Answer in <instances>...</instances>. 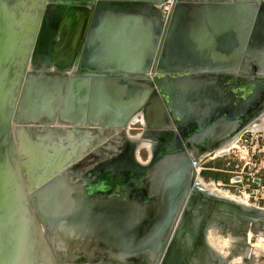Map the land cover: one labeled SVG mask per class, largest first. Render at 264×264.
Here are the masks:
<instances>
[{
	"label": "water",
	"instance_id": "water-1",
	"mask_svg": "<svg viewBox=\"0 0 264 264\" xmlns=\"http://www.w3.org/2000/svg\"><path fill=\"white\" fill-rule=\"evenodd\" d=\"M167 1L0 0V264L36 259L27 216L47 264H211L212 221L264 234V216L195 184L201 160L217 153L197 151L264 127V0H172L164 13ZM134 117L143 127L135 136L152 144L143 169L159 207L98 200L68 177L109 152L112 137L125 136L137 155ZM56 126L115 133L59 169L30 156L16 131ZM151 133L164 138L156 157ZM23 170L31 189L16 185Z\"/></svg>",
	"mask_w": 264,
	"mask_h": 264
},
{
	"label": "bare ground",
	"instance_id": "bare-ground-1",
	"mask_svg": "<svg viewBox=\"0 0 264 264\" xmlns=\"http://www.w3.org/2000/svg\"><path fill=\"white\" fill-rule=\"evenodd\" d=\"M136 121H137L136 117H134L131 123L134 124ZM12 131H14V129ZM16 131L20 132L18 133L19 135L18 139L20 140L19 142L21 143V145L23 144L22 146L24 150L25 148H27L30 156H32V153H37L40 156L41 154L44 155L46 154L47 157L46 160L54 164V166L59 169L65 168L69 164H72L82 154L90 150V148H92L96 144L101 143L107 137L115 133V131H101L98 129H91V128L74 129L71 127H57V126L44 130H42L41 128L37 129L32 127L30 128L26 127L22 129L18 128L16 129ZM25 134L26 135L29 134L30 138L35 140V143L30 142L27 145H25V143H27L24 140L26 139ZM128 138L135 140L138 146L147 147L148 150H152V144L150 143V141L145 138H142L140 135L128 136ZM233 143L234 141H230L229 143L210 148L206 151H197V153L201 157L206 153H212V152L219 153L226 150ZM89 161L90 159L87 162H85V166L90 165ZM55 170H53L52 172H54ZM25 171L26 170L18 171V172L14 171L13 173L15 176L16 185L18 186L19 184L20 185L25 184L27 187L26 189L28 190L33 188V184L30 185L29 183L30 182L29 171L27 170L28 171V172L26 171L27 173ZM34 171L36 172V169H34ZM195 184L200 190H202L206 194L225 199L231 203L237 204L238 206H240L241 208L247 211H256L258 215L264 216V209L257 210L256 207L254 208V206L250 205L247 202L246 197L234 195L227 190L216 187L213 183H205L198 176H196ZM26 219H27L26 221L28 222L26 235L29 236L28 242L29 245H31L33 248L32 250L34 251L33 256L36 257L33 263L47 264V260L45 259L46 257L44 253L39 250L40 244L38 237L34 235L35 233L33 227L30 226L31 218L27 216ZM238 224L239 222L231 226V221L226 223V221H221V220L211 222V224L207 228L206 236H207L208 244L211 247V252L214 253V255L217 258L213 260L211 264H246L247 259L250 257L249 254L250 253L252 254L253 247H258V248L260 247V246H251L248 244V238L250 235H254V231L248 229V230H241L240 232V230L238 229ZM219 228L223 229L226 232L225 233L226 235L221 236L219 233L220 232ZM221 252L224 253L226 259H223L222 257L223 255Z\"/></svg>",
	"mask_w": 264,
	"mask_h": 264
},
{
	"label": "flooded vegetation",
	"instance_id": "flooded-vegetation-1",
	"mask_svg": "<svg viewBox=\"0 0 264 264\" xmlns=\"http://www.w3.org/2000/svg\"><path fill=\"white\" fill-rule=\"evenodd\" d=\"M164 6L163 4L161 7L162 11L164 10ZM170 10L171 8L167 12ZM142 128L139 122L134 124L132 130L136 135L142 131ZM149 136L156 142L154 145L155 149L152 151V154L156 157L164 149V146H161L164 138L160 137V135H153L152 133ZM108 150L109 152L106 150L96 152L95 156H93V158L95 157L94 164L85 166V162L88 161L85 160L79 167H70L69 170H67L69 180L71 182H78V180L82 181L81 184H79L81 190L89 197H95L98 200L109 199L114 195L117 196V198L120 197L122 202L131 205L159 207V200L157 196L152 193V183L148 178V171L143 169V162L149 159L151 152L145 147H142L136 155L135 151L130 149L125 136L112 137ZM138 158L141 162L138 161ZM140 163L142 165H140ZM109 177L113 179L112 184L108 183ZM81 201H84V198H81ZM220 232L221 236L226 233L223 229H221ZM82 248L83 247H78L77 250H84V248ZM60 258L64 261L65 255L61 254ZM75 264H153V261L148 257H142L136 262H116L113 260L106 262L104 259H99L98 257V260L92 262L77 260Z\"/></svg>",
	"mask_w": 264,
	"mask_h": 264
},
{
	"label": "built area",
	"instance_id": "built-area-1",
	"mask_svg": "<svg viewBox=\"0 0 264 264\" xmlns=\"http://www.w3.org/2000/svg\"><path fill=\"white\" fill-rule=\"evenodd\" d=\"M164 5L163 12H167L172 6V0H168ZM224 151L226 152L225 155L220 156L214 153L207 156V159L211 160L225 156L226 161L224 168L210 169L229 173V181L228 183H224L220 180H210L209 182H212L216 187L227 190L234 195L246 197L250 205L264 209V127L259 130L242 131L236 137L234 143ZM230 156H232V160L229 159ZM204 158L196 168L197 176L203 181L205 180L200 176V173L202 170L206 169L204 167ZM233 178H239L240 180L233 181ZM256 179H258L259 182H255ZM248 244L251 246H260L264 259V234L250 235Z\"/></svg>",
	"mask_w": 264,
	"mask_h": 264
},
{
	"label": "trees",
	"instance_id": "trees-1",
	"mask_svg": "<svg viewBox=\"0 0 264 264\" xmlns=\"http://www.w3.org/2000/svg\"><path fill=\"white\" fill-rule=\"evenodd\" d=\"M204 167L206 168L205 170H202L200 173V176L205 180V181H222L224 183H228L230 174L227 172L223 171H213L210 168H219L222 169L225 167V161H221L219 158L216 159H211L208 160L205 164Z\"/></svg>",
	"mask_w": 264,
	"mask_h": 264
},
{
	"label": "rangeland",
	"instance_id": "rangeland-1",
	"mask_svg": "<svg viewBox=\"0 0 264 264\" xmlns=\"http://www.w3.org/2000/svg\"><path fill=\"white\" fill-rule=\"evenodd\" d=\"M22 18V20L21 21H23L24 19H25V17H21ZM21 24H22V22H21ZM21 24H16V26H14V27H11V29H15L14 31H19V29L20 28H22V26H21ZM21 67H19V70H21L20 69ZM17 78V77H16ZM17 79H14L13 81H12V84L8 87L9 89H16V85H17ZM133 127H134V124H131L130 125V127H129V129H128V131H129V133H130V135H134L135 136V133L133 132ZM19 140V139H18ZM20 141V140H19ZM208 153H206L205 155H207ZM204 156V155H203ZM202 156V157H203ZM221 161H226V158H225V156L224 157H222V158H219ZM229 159H231L232 160V156H230L229 157ZM208 160H210V159H207V157L206 158H204V161H205V163L208 161ZM209 183H212V182H209ZM231 190H233V189H231ZM221 230V228H219V231ZM221 233V232H220ZM220 249V248H219ZM222 253V257H223V259H226V257L224 256V253L223 252H221ZM213 256H215L214 255V253H213Z\"/></svg>",
	"mask_w": 264,
	"mask_h": 264
},
{
	"label": "crops",
	"instance_id": "crops-1",
	"mask_svg": "<svg viewBox=\"0 0 264 264\" xmlns=\"http://www.w3.org/2000/svg\"><path fill=\"white\" fill-rule=\"evenodd\" d=\"M262 248H258V247H253L252 249V254L250 253L246 264H264V259H263V255H262ZM255 253V254H254ZM253 257V258H252ZM251 261V262H250Z\"/></svg>",
	"mask_w": 264,
	"mask_h": 264
}]
</instances>
